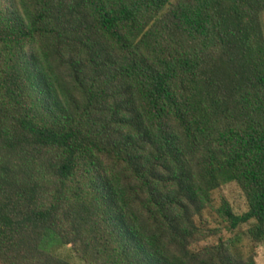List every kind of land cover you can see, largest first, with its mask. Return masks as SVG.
<instances>
[{"label":"trees","instance_id":"16d2710c","mask_svg":"<svg viewBox=\"0 0 264 264\" xmlns=\"http://www.w3.org/2000/svg\"><path fill=\"white\" fill-rule=\"evenodd\" d=\"M264 0H0V264H256Z\"/></svg>","mask_w":264,"mask_h":264},{"label":"rangeland","instance_id":"374dc122","mask_svg":"<svg viewBox=\"0 0 264 264\" xmlns=\"http://www.w3.org/2000/svg\"><path fill=\"white\" fill-rule=\"evenodd\" d=\"M260 20L264 34V12L261 14ZM223 201L230 205L236 215H242L247 211L244 194L237 184H226L214 191L211 207L203 213L199 220L200 225L214 231V234L199 243L197 247L217 244L222 241L233 256L242 259L252 257L256 264H264V240L261 243L253 242L248 234L249 224L241 225L236 230H230L228 224L219 217L216 211ZM45 249L71 264H84L75 258L70 246L63 248L49 243Z\"/></svg>","mask_w":264,"mask_h":264}]
</instances>
